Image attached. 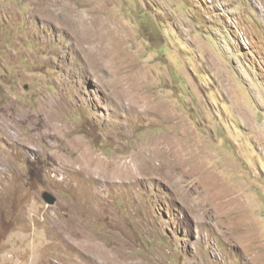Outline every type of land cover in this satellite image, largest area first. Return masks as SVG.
Masks as SVG:
<instances>
[{
  "label": "rangeland",
  "instance_id": "rangeland-1",
  "mask_svg": "<svg viewBox=\"0 0 264 264\" xmlns=\"http://www.w3.org/2000/svg\"><path fill=\"white\" fill-rule=\"evenodd\" d=\"M59 1L0 0V264H264V0Z\"/></svg>",
  "mask_w": 264,
  "mask_h": 264
},
{
  "label": "water",
  "instance_id": "water-1",
  "mask_svg": "<svg viewBox=\"0 0 264 264\" xmlns=\"http://www.w3.org/2000/svg\"><path fill=\"white\" fill-rule=\"evenodd\" d=\"M43 196L46 202L49 204H55L57 201V197L49 191H45Z\"/></svg>",
  "mask_w": 264,
  "mask_h": 264
},
{
  "label": "bare ground",
  "instance_id": "bare-ground-1",
  "mask_svg": "<svg viewBox=\"0 0 264 264\" xmlns=\"http://www.w3.org/2000/svg\"><path fill=\"white\" fill-rule=\"evenodd\" d=\"M59 4H64V1H63V0L59 1V2H58V5H59ZM164 153H165V152H164ZM166 153H168V152H166ZM156 155H157V154H156ZM159 155H160V154H159ZM170 156H171V155H170ZM172 157H173V156H172ZM174 160H175V159H174ZM148 166H149V164H148ZM152 166H153V165H152ZM152 166H151V167H152ZM149 167H150V166H149ZM153 167H154V166H153ZM171 168H172V167H171ZM152 170H153V169H152ZM175 171H176V170H175ZM172 173H173V172H172ZM176 173H177V172H176ZM164 175H165V173H164ZM164 177H165V176H164ZM119 256H120V255H119Z\"/></svg>",
  "mask_w": 264,
  "mask_h": 264
}]
</instances>
